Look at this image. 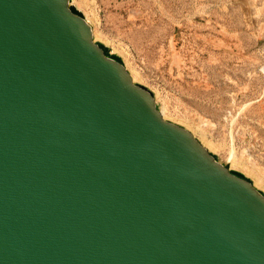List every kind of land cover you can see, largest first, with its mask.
Masks as SVG:
<instances>
[{"label": "water", "instance_id": "1", "mask_svg": "<svg viewBox=\"0 0 264 264\" xmlns=\"http://www.w3.org/2000/svg\"><path fill=\"white\" fill-rule=\"evenodd\" d=\"M68 3L0 0V264H264V197Z\"/></svg>", "mask_w": 264, "mask_h": 264}, {"label": "rangeland", "instance_id": "2", "mask_svg": "<svg viewBox=\"0 0 264 264\" xmlns=\"http://www.w3.org/2000/svg\"><path fill=\"white\" fill-rule=\"evenodd\" d=\"M164 119L264 196V0H69Z\"/></svg>", "mask_w": 264, "mask_h": 264}, {"label": "bare ground", "instance_id": "3", "mask_svg": "<svg viewBox=\"0 0 264 264\" xmlns=\"http://www.w3.org/2000/svg\"><path fill=\"white\" fill-rule=\"evenodd\" d=\"M69 4V3H68ZM69 9L73 12V13H75V14H77V15H79L77 12H75V11H73L71 8H70V5H69ZM79 16H81L82 18H83V16L82 15H79ZM84 19V18H83ZM85 20V19H84ZM86 21V20H85ZM87 22V21H86ZM88 23V22H87ZM89 24V23H88ZM90 35H91V40L93 41V36H92V32H91V29H90ZM130 81L132 82V80H131V78H130ZM158 113H160V111H158ZM160 115H161V113H160ZM162 116V115H161ZM162 118H163V116H162ZM164 119V118H163ZM164 120H166V119H164ZM166 121H168V120H166ZM168 122H170V121H168ZM189 132V131H188ZM190 133V132H189ZM191 134V133H190ZM192 135V134H191ZM193 136V135H192ZM194 137V136H193ZM195 138V137H194ZM196 139V138H195ZM203 146V145H202ZM204 147V146H203ZM227 169V171L229 172L230 170H229V168H226ZM250 185H251V187H253L255 190H257L247 179H245ZM258 191V190H257ZM259 192V191H258ZM261 194V193H260ZM262 195V194H261ZM263 196V195H262ZM264 197V196H263Z\"/></svg>", "mask_w": 264, "mask_h": 264}]
</instances>
